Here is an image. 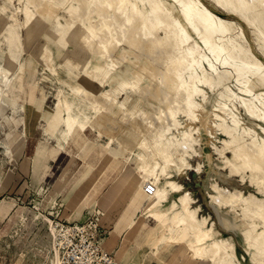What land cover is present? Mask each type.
Wrapping results in <instances>:
<instances>
[{
    "label": "bare ground",
    "instance_id": "bare-ground-1",
    "mask_svg": "<svg viewBox=\"0 0 264 264\" xmlns=\"http://www.w3.org/2000/svg\"><path fill=\"white\" fill-rule=\"evenodd\" d=\"M19 2L24 5L22 25L31 44L38 19L46 18L58 35H71L83 50L61 53L63 72L72 83L68 94H59L57 110L48 112L43 103L39 105L49 128L64 126L62 137L69 146L81 139V131L116 140L136 157L140 177L149 180L145 185L156 184L144 212L158 224L144 246L154 245L158 255L163 244L183 243L194 260L240 264L234 244L214 223L199 219L190 193L181 192L182 185L174 180L175 172L185 175L192 170L194 158L204 159L216 172L214 154L219 153L225 167L242 181L249 178L256 192L246 194L214 182L208 196L236 213L250 264H264V59L243 27L254 28L264 44V0ZM62 10L69 19H62ZM11 17L20 22L17 12ZM53 55L43 44L35 56L42 59L44 73L52 71L61 81L53 69ZM0 58L5 62L0 61L1 105L20 64L2 53ZM31 68V64L20 66L23 72ZM210 92L220 95L214 103ZM235 100L239 106L233 104L232 109L229 103ZM242 110L251 124L245 122ZM221 130L229 137L222 148L215 144ZM45 157L39 149L37 169ZM7 177L0 182V193ZM173 193L177 199L168 202ZM43 220L54 238L51 263L60 264L59 221Z\"/></svg>",
    "mask_w": 264,
    "mask_h": 264
},
{
    "label": "rangeland",
    "instance_id": "rangeland-1",
    "mask_svg": "<svg viewBox=\"0 0 264 264\" xmlns=\"http://www.w3.org/2000/svg\"><path fill=\"white\" fill-rule=\"evenodd\" d=\"M205 1L212 3L211 0ZM22 2L25 3V0ZM20 3L19 0H0V54L12 58L17 65L20 64L14 71L10 90L4 92L6 100L0 105L2 106V108L0 107V182L8 176L4 182L6 189L0 193V264H52L54 238L50 235V231L46 230L48 223L43 219L49 218L53 224L59 220L83 222L95 210H100L104 215L108 214L113 219L114 229L108 239V248L113 253L114 264H211L208 260L203 262L192 260L183 243L178 245L163 244L165 246L158 256L154 255V245L148 247L143 245L147 239L152 237L158 224L151 219H146L142 213V206L138 201L142 202L144 199L146 201V198H140L137 201L135 195H129L118 208L117 199L113 207L106 211L98 206L95 197L91 198L85 193L86 185L89 186L88 183H85V179L93 169V165L83 164L85 155L91 156L92 154L91 158L94 161L93 155L96 154V149L104 140L105 149L102 148L104 149L102 156L108 154L109 169L112 170L114 167L111 165L110 159L117 155L114 154L115 145L113 147L111 144L116 140L112 142L111 138L100 132H96L98 140H95L96 135L89 139L90 135L81 131L79 135L81 139L73 144L77 147L75 151L78 156L77 161H75V157L72 156L69 159L65 154L53 148L54 143H51L50 140H55L57 143L63 141L61 139H63L65 127L49 128L48 117L38 108L43 103L44 110L48 112L57 110L59 94H63V92L68 94L72 83V81L68 82V78L63 72L61 53L73 51L76 54H81L83 50L75 46V40L71 38V35L65 37L58 35L57 27L46 18L38 19L36 25L38 30L31 44L28 33L22 25L25 20L21 11L24 5L21 7L22 3ZM13 12H17L19 15L20 22L18 24L11 17ZM60 14L63 20L70 18V15L64 10ZM236 21L243 25L242 22ZM243 27L254 49L264 59L262 39L258 38L254 28L244 25ZM43 44H48L54 54L53 69L60 73L61 81L52 75V71L44 73L45 66L42 59L35 56L39 46ZM4 63L2 61V64ZM29 64L33 69H27L29 70L27 72L20 70V66ZM219 97L218 93L210 92V103H214ZM233 104L239 106V101L235 100L234 103H229V107L232 109H234ZM154 109L157 107L155 106ZM241 115L245 122L251 124L252 119L248 113L242 110ZM181 117L185 119L184 116ZM26 129L27 135L23 134ZM224 140H229V137L221 130V134L215 139V144L222 148L225 146ZM47 145L50 146V160L48 161L47 158L43 160L48 162L43 165L37 177L36 170L39 160L35 155L39 149L46 153ZM116 146L121 152L118 156L124 158L126 155L124 160L127 165L135 168V171L141 176L136 157L125 148H121L119 144ZM197 149L200 150V146H197ZM227 155L231 156L230 153ZM214 157V167L219 172L210 171L204 159L194 158L191 160L193 170H189L187 176H176L179 182L182 184L185 182V189H182L181 192L188 191L192 197V206L200 208L199 219H207L209 225L212 224L213 219L216 220L217 214L214 207L216 203L208 196L212 192L210 189L212 183L218 182L221 186L231 190L240 189L246 194L256 192L249 178L242 181V176L232 174L230 168L225 167L224 158L219 153H215ZM128 158H130L129 161ZM73 160L74 164L69 169V164L73 163ZM198 167H201L200 173H198ZM62 173L61 181L55 184ZM176 179L174 180L177 181ZM140 193L142 195V190ZM175 199H177V194L173 193L168 202ZM220 211L227 212L226 209ZM233 213L229 212L226 216L221 215L227 224L225 223V226L222 227L218 225V228L225 231H222L226 234L221 235L223 238L231 241L228 235L234 237L237 252L241 258L245 254V246L243 247V242L240 239H244V237L240 227L241 221L237 220L236 216L234 219ZM126 217L129 220L124 224L123 220ZM133 219L138 220L136 226L133 230L132 228L127 229L128 225L131 226ZM215 229L218 231L216 227ZM122 230L123 234L121 235ZM121 250L122 254H119ZM245 257V263L241 261L242 259L239 261L237 258L240 264H250V255L247 254Z\"/></svg>",
    "mask_w": 264,
    "mask_h": 264
},
{
    "label": "crops",
    "instance_id": "crops-1",
    "mask_svg": "<svg viewBox=\"0 0 264 264\" xmlns=\"http://www.w3.org/2000/svg\"><path fill=\"white\" fill-rule=\"evenodd\" d=\"M10 88H11V85H10ZM4 100H6L5 95L3 97V102H4ZM0 107L2 108V106H0ZM23 134H25V135L28 134L27 129L25 130V132ZM94 135H96L95 140H98V134L96 132L91 134L89 139H92V137ZM61 140H63V141H61V142L59 141V143H57L55 140H50L51 143H54L53 148H55L58 152H61V153L65 154L67 157H69V159L72 156L75 157V161H77L78 160V156H77V153L75 152L77 150V147L75 145H70L69 146L65 142L64 139H61ZM103 142H104V140L101 142V145H99V148H98L99 152H98V149H96L97 152L95 151L96 154L94 153L95 155H93V160L94 161H92V158H91L92 154H91V156L89 155L90 157L87 156V155H85V157H84V160H83V162H84L83 164L84 165H87V166L89 164L93 165V169H92L91 174H89L87 179H85V183L89 184V186L86 185L85 193L88 194V196L91 197V198L95 197L97 199L98 206L100 208H102V209H105L106 211H109L113 207V205H114V203H115V201L117 199H118V201H117V208H118L123 202H125V200L128 198L129 195H132V196L135 195L134 197H136L135 200H137V201L140 198L141 199L146 198V201L144 199L142 202H141V200L138 201V203L142 206V213L145 216V218L146 219H151L144 212V206H145V204H146V202L148 200V197H150V196H148V195H146L144 193L143 185H145L146 181H149V180H143L139 176L138 172L135 171V168L127 165L126 160H124L126 155H125L124 158L118 156V154H121V152H119V149L116 146V144H118L117 141H114L111 144L113 147L115 145L114 154H116L117 156L116 157H111L112 159H110V163H112L111 165H113L114 168L112 170L109 169V163H108V159H107V155L108 154H106V156H102V150L105 149L104 145H103ZM60 146H62V147H60ZM49 147L50 146L47 145L46 146V150H45L46 151V153H45L46 157L45 158H47L48 161L50 160ZM102 148H104V149H102ZM97 153H98V155H97ZM127 160L129 161L130 158H128ZM48 161H43V163L41 164L40 168L36 170L37 177H38V174H39L40 170L42 169L43 165L45 163H47ZM73 164H74V160H73V163L69 164V166H70L69 169L71 168V166ZM188 171L189 170H187L185 175H180L177 172H175L174 173V179H176V176H187L188 175ZM62 176H63V173L58 177V179L56 180L55 184L61 181ZM229 176H231V173H229ZM179 184L182 185L183 189H185V187H184L185 182H183V184H182V182H179ZM141 190H142V195H140L141 194L140 193ZM214 207L216 208L218 215L214 211L215 214H216V217H215L216 220L213 219L212 223H214L215 227L218 229V231L221 233V235H226V234H224L222 232L224 230L221 231L219 229L220 227L225 226V223H226V222H224L226 220H223L224 218H221V215L226 216L229 212L233 213V211H231V209H229V208L220 207L218 205H215ZM197 209H198V212H199L200 208L198 207ZM221 209L222 210L226 209L227 212L220 211ZM233 216H234V219H235L234 213H233ZM120 220H122V219L120 218ZM128 220H129V218L126 217V219L123 220L124 224L127 223ZM151 220H153V219H151ZM137 222H138L137 219H133L132 222H131V226L128 225L127 229L132 228V230H133L134 227L136 226ZM154 222H156V221H154ZM102 225H103L104 230L107 232V237L105 238V245L108 248V239L112 235L113 229H114V223H113L112 217L109 216L108 214H105V217L103 219ZM218 225L220 226L219 228H218ZM122 234H123V230L121 231V235ZM228 237L231 239V241L235 245L237 258L239 259V261L242 259L241 261H243L245 263V258H246L245 256L247 255V253H246V250H245V247H244L245 246L244 239L241 238L240 240L243 242V247H244L245 254H243L242 257L240 258L239 255H238V252H237V245H236V243L234 241V237L233 236H229V235H228ZM140 244H141V242H140ZM143 245H145V242L143 243ZM165 245H171V244H165ZM165 245L160 247L158 255L161 254L162 249H163V247ZM174 245H178V244H174ZM139 246H141V245H139ZM188 255H189V252H188ZM192 260H194V259H192ZM195 261H200V260H195Z\"/></svg>",
    "mask_w": 264,
    "mask_h": 264
},
{
    "label": "built area",
    "instance_id": "built-area-1",
    "mask_svg": "<svg viewBox=\"0 0 264 264\" xmlns=\"http://www.w3.org/2000/svg\"><path fill=\"white\" fill-rule=\"evenodd\" d=\"M156 188V184L149 182L144 187V193L152 195ZM104 216L103 212L95 210L83 222H56L60 264H114L113 253L104 244L107 237L102 225Z\"/></svg>",
    "mask_w": 264,
    "mask_h": 264
}]
</instances>
